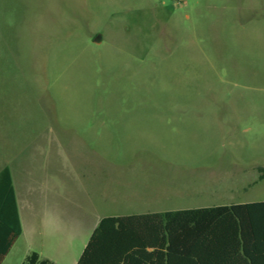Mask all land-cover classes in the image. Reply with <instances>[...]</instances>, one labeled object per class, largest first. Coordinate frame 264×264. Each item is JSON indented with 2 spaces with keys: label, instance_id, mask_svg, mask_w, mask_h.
I'll use <instances>...</instances> for the list:
<instances>
[{
  "label": "rangeland",
  "instance_id": "1",
  "mask_svg": "<svg viewBox=\"0 0 264 264\" xmlns=\"http://www.w3.org/2000/svg\"><path fill=\"white\" fill-rule=\"evenodd\" d=\"M258 164L264 0H0V171L26 228L2 264H76L103 216L229 201L199 167Z\"/></svg>",
  "mask_w": 264,
  "mask_h": 264
},
{
  "label": "trees",
  "instance_id": "2",
  "mask_svg": "<svg viewBox=\"0 0 264 264\" xmlns=\"http://www.w3.org/2000/svg\"><path fill=\"white\" fill-rule=\"evenodd\" d=\"M206 211H218L228 223L227 231L222 233L227 246L243 247L252 264H264V200L232 206L105 216L94 228L76 264H186L196 262L195 258L199 262L198 251L190 241L199 239L202 224L207 221L206 216H199V213ZM231 216L236 217L234 225ZM22 233L13 171L7 165L0 171V264ZM203 234L200 236L204 237ZM211 236L216 237L217 232H212ZM23 264L56 263L32 251Z\"/></svg>",
  "mask_w": 264,
  "mask_h": 264
},
{
  "label": "crops",
  "instance_id": "3",
  "mask_svg": "<svg viewBox=\"0 0 264 264\" xmlns=\"http://www.w3.org/2000/svg\"><path fill=\"white\" fill-rule=\"evenodd\" d=\"M221 172H224V174H221ZM195 176L199 178V181L214 180L216 182V184H212L211 186L208 187L209 189H207V192L209 194L211 195L223 194L222 196L225 195L227 198L228 197L230 198H228L229 201L199 202V207H192V208L232 206V205L248 204L251 202L264 200V199H260V200L256 199V200L241 201V200H236V198H234L236 197V194L240 192L248 191L249 189L252 188L251 185L264 179L263 164H258L249 171L246 170L243 177L240 176L239 173L235 171H230V169H228L227 167L222 168L220 171H218L216 168L213 167L205 168V169L199 167V172L195 173ZM17 196H18V192H17ZM18 202H19V210L23 223V233H24L26 228L22 218V210H21L22 207L20 204L21 201L19 199V196H18ZM180 209H190V208H179V209L157 208L148 212H139L132 214L166 212V211L180 210ZM199 214H200L199 216H203V215L206 216L204 218H206L207 221L210 220V222L207 221L203 222L201 227L203 228L202 232L199 231V239L190 241L193 247H195L196 251H198L199 262H197V259L195 258L196 262H187L186 264H252L251 258L246 254L243 247H238L230 244L228 246L226 245V237L223 236L222 233L227 231L228 225L226 224L228 223H226L224 217L220 215L218 211H206V212H201ZM125 215H129V214H125ZM222 219H224V221ZM230 219H231V223L234 225V223L236 222V217L231 216ZM98 223L99 222L96 223L95 227L97 226ZM215 231L217 232V236L212 237L211 234L212 232ZM202 233H204L203 234L204 237L200 236ZM232 243L234 242H231V244ZM13 247L9 252V254L12 252ZM8 255L6 256V258L8 257ZM6 258L4 259V261L6 260Z\"/></svg>",
  "mask_w": 264,
  "mask_h": 264
}]
</instances>
